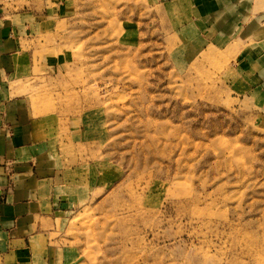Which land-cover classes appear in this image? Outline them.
<instances>
[{
  "label": "rangeland",
  "instance_id": "1",
  "mask_svg": "<svg viewBox=\"0 0 264 264\" xmlns=\"http://www.w3.org/2000/svg\"><path fill=\"white\" fill-rule=\"evenodd\" d=\"M171 8L0 0L63 198L0 264H264V104Z\"/></svg>",
  "mask_w": 264,
  "mask_h": 264
},
{
  "label": "crops",
  "instance_id": "2",
  "mask_svg": "<svg viewBox=\"0 0 264 264\" xmlns=\"http://www.w3.org/2000/svg\"><path fill=\"white\" fill-rule=\"evenodd\" d=\"M159 1L185 16L184 27L206 32L208 45L227 52L234 87L264 104V0ZM19 47L18 26L0 13V233L27 239L61 213L63 198L51 134L11 86L22 62Z\"/></svg>",
  "mask_w": 264,
  "mask_h": 264
}]
</instances>
